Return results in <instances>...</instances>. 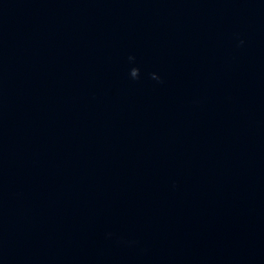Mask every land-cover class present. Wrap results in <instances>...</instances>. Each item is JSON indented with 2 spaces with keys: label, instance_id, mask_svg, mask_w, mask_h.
I'll list each match as a JSON object with an SVG mask.
<instances>
[{
  "label": "water",
  "instance_id": "obj_1",
  "mask_svg": "<svg viewBox=\"0 0 264 264\" xmlns=\"http://www.w3.org/2000/svg\"><path fill=\"white\" fill-rule=\"evenodd\" d=\"M0 264H264V0H0Z\"/></svg>",
  "mask_w": 264,
  "mask_h": 264
}]
</instances>
